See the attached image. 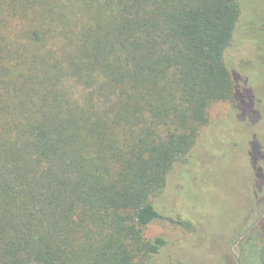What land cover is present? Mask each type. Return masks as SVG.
I'll use <instances>...</instances> for the list:
<instances>
[{"label":"trees","instance_id":"1","mask_svg":"<svg viewBox=\"0 0 264 264\" xmlns=\"http://www.w3.org/2000/svg\"><path fill=\"white\" fill-rule=\"evenodd\" d=\"M240 5L0 0V264H147L149 224L186 227L155 199L209 107L264 110L224 62Z\"/></svg>","mask_w":264,"mask_h":264},{"label":"rangeland","instance_id":"2","mask_svg":"<svg viewBox=\"0 0 264 264\" xmlns=\"http://www.w3.org/2000/svg\"><path fill=\"white\" fill-rule=\"evenodd\" d=\"M240 2L224 62L264 99V0ZM208 118L192 155L174 166L155 199L160 212L183 219L186 227L166 220L149 224L144 237L162 236L166 245L147 264H237L229 246L264 206V176L258 180L254 170L264 159V110L250 122L232 102L221 101L209 107ZM251 141L258 146L250 147ZM260 221L233 247L242 264L258 262L253 246L243 245L247 235L260 243L264 214Z\"/></svg>","mask_w":264,"mask_h":264},{"label":"water","instance_id":"3","mask_svg":"<svg viewBox=\"0 0 264 264\" xmlns=\"http://www.w3.org/2000/svg\"><path fill=\"white\" fill-rule=\"evenodd\" d=\"M264 214V206L261 209L260 214L257 216V218H255V220L249 224L238 236L237 238L232 242V244L229 246V253L231 254V256L234 258V260L236 261L237 264H242L240 261L239 256L235 253V251L233 250V247L237 244V242L246 234L248 233L261 219V217Z\"/></svg>","mask_w":264,"mask_h":264},{"label":"flooded vegetation","instance_id":"4","mask_svg":"<svg viewBox=\"0 0 264 264\" xmlns=\"http://www.w3.org/2000/svg\"><path fill=\"white\" fill-rule=\"evenodd\" d=\"M262 159H263V158H262ZM262 159H261V160H262ZM262 162H263L262 165L257 166L256 173H255L257 179L259 178L258 180H260L261 177L264 176V159L262 160ZM261 181H263V179H261Z\"/></svg>","mask_w":264,"mask_h":264}]
</instances>
